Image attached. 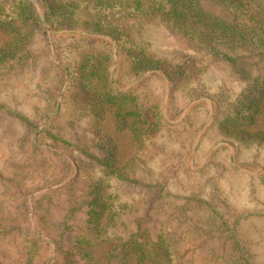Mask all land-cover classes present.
Instances as JSON below:
<instances>
[{
	"label": "trees",
	"instance_id": "16d2710c",
	"mask_svg": "<svg viewBox=\"0 0 264 264\" xmlns=\"http://www.w3.org/2000/svg\"><path fill=\"white\" fill-rule=\"evenodd\" d=\"M35 1L38 7L33 0H0V33L8 38L0 44V81L22 72L39 78L50 73L55 83L46 92L48 106L70 90L67 82L78 88L81 102L66 120L50 122L48 113L40 112L34 121L0 102L4 123L21 127L17 138L12 135L15 129L3 136L27 153V160L37 162L38 156L58 147L75 155L69 165L76 176L58 189H44L34 197L33 208L22 192L0 178L5 203L21 195L17 206L0 216L1 240L15 233L23 237L19 264H258L214 184L210 193L198 188L178 197L168 191L170 179L162 172L170 166L175 176L181 170L180 160L171 161L188 153L197 133L191 115L201 103L178 118L187 103L208 97L213 121L225 131L250 127L261 115L264 0ZM145 19H156L191 52L178 50L172 59L146 56L134 40L136 26ZM34 40L46 42L43 56L31 54L28 46ZM35 62L47 66L37 70ZM214 62L230 68L238 83L206 90L201 73ZM122 65L126 81L120 78ZM152 80L161 83L159 95L148 86ZM168 85L163 110V87ZM107 114L118 130L129 134L137 156L152 143L176 146L159 174L138 172L141 156L127 166L118 164L116 147L100 127ZM162 138L160 144L153 142ZM154 157L148 154L146 159ZM110 180L128 191L120 195L110 188ZM52 208L59 209L61 217L59 237L53 240L56 258L39 261L43 244H50L45 229L34 221L50 216ZM118 223L123 234L113 230ZM103 245L109 247L103 258L97 257L92 250ZM0 256H6L3 249Z\"/></svg>",
	"mask_w": 264,
	"mask_h": 264
},
{
	"label": "rangeland",
	"instance_id": "374dc122",
	"mask_svg": "<svg viewBox=\"0 0 264 264\" xmlns=\"http://www.w3.org/2000/svg\"><path fill=\"white\" fill-rule=\"evenodd\" d=\"M33 1L38 7L37 2ZM38 12H40L39 9ZM7 39L4 34L0 33V44ZM134 40L143 48L145 55L152 58L172 59L181 49L191 52L189 51L191 48L183 39L163 28L156 19L142 20L134 30ZM45 45L46 42L43 40L42 42L34 40L28 47L31 54L37 58L43 56V52L45 53ZM114 51L115 46L113 47ZM35 63L37 70H40L43 64L47 66V63ZM116 66L117 57L114 52L113 68ZM124 70H126V66L122 65L119 69L120 78L126 81L127 74L123 73ZM147 73L149 72L137 77L124 89L142 79L143 75ZM238 81V77L231 72L230 68L219 62L208 65L201 73V83L203 82L208 91H212L221 84L229 87L235 86ZM54 83L55 80L51 79L50 73H47L43 78H39L37 74L30 71L12 75L0 81V102L17 109L34 121L38 120L37 115L40 112L49 114V122L51 120H66L68 115L73 113L76 106L80 104V92L74 84L67 82L66 86L68 85L70 90L68 91L66 88L62 97L48 106L47 99H45L46 92L54 87ZM148 86L154 95H159L160 90L163 92V89L160 88L161 83L156 80L150 81ZM163 88H165V96H163V110H165L170 88L169 85ZM48 100L53 101V99ZM198 101L201 104L195 108L191 115V121L195 123L197 133H192L193 136L190 140L192 143L188 153L176 155L179 158L171 161L175 163L180 160L181 170H178L175 176L170 166L162 172L163 176L170 179L168 191L178 197L184 196L192 190L197 192L198 188H203L205 192L210 193L214 184L216 191L219 190L225 196V203L229 210L228 216L234 220L237 219L238 231L250 246L253 254L257 256V263L264 264V105L261 115L256 117L252 126L225 131L213 121L208 97L187 103L178 118L183 117L187 109ZM54 117L56 118L54 119ZM177 120H173V122ZM3 124L4 127H0V178L5 179L11 186L13 185V191L22 192L27 197L30 208L35 205L34 197L41 195L44 189H58L61 184L76 176L75 171L71 172L69 165L75 156L72 151L64 150L61 147L51 148L44 153V156H38L37 162H34L33 158L27 160V153L23 154V150L11 145V142H8L9 140L3 136L4 132L9 133L15 129V134L12 135L17 138L16 133L21 132L20 125L18 126V123L15 122L4 123L3 117H0V125L3 126ZM100 127L116 147L118 164L127 166L131 158L141 156L137 160V163L140 164L138 172L144 170L147 175L159 174L166 166L164 158L169 156L171 148H176L171 144L156 147L152 143L153 146L149 144L137 156L135 155V145L129 134L125 130H118L109 114L105 116ZM186 134L188 135V131ZM258 135H261L262 139L258 138ZM163 141L162 138L161 141L154 140L153 142L160 144ZM148 154L156 155V157L146 159ZM186 165L189 169L186 168ZM146 178L143 177V180ZM110 183L112 185L110 188L113 187L112 190H116L120 195H123L124 191H128L116 180H110ZM4 189L5 187L1 186L0 182V216L8 213L9 209L15 208L21 197V195H15L14 198L8 200V203H5L3 195H1ZM57 195L58 192L54 193V196ZM180 200L181 198L177 201ZM36 219V221L33 220L34 225L40 224L42 230L45 229L44 239L50 244L49 246L43 244L39 261L53 256L56 258L53 240L59 237L57 235L59 233L57 229L60 228L58 222L61 220L59 209L52 208L50 216L44 217L42 220ZM113 230L116 234L124 232L121 223H118ZM10 236L4 241L0 239V250L3 249L6 253L5 257L0 256V264H19L21 262V254L24 251L21 249L23 237L16 233ZM108 247V245H103L92 251L97 257L103 258Z\"/></svg>",
	"mask_w": 264,
	"mask_h": 264
}]
</instances>
